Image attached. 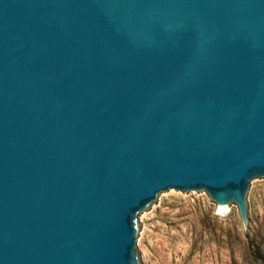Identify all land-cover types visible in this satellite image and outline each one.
Returning a JSON list of instances; mask_svg holds the SVG:
<instances>
[{
    "label": "water",
    "instance_id": "1",
    "mask_svg": "<svg viewBox=\"0 0 264 264\" xmlns=\"http://www.w3.org/2000/svg\"><path fill=\"white\" fill-rule=\"evenodd\" d=\"M264 182V0H0V264H142L164 197Z\"/></svg>",
    "mask_w": 264,
    "mask_h": 264
},
{
    "label": "rangeland",
    "instance_id": "2",
    "mask_svg": "<svg viewBox=\"0 0 264 264\" xmlns=\"http://www.w3.org/2000/svg\"><path fill=\"white\" fill-rule=\"evenodd\" d=\"M264 257V182L250 197V232L238 208L218 211L207 194L164 196L142 219V264H254Z\"/></svg>",
    "mask_w": 264,
    "mask_h": 264
},
{
    "label": "trees",
    "instance_id": "3",
    "mask_svg": "<svg viewBox=\"0 0 264 264\" xmlns=\"http://www.w3.org/2000/svg\"><path fill=\"white\" fill-rule=\"evenodd\" d=\"M251 262L254 264H264V257L259 251H255L251 254Z\"/></svg>",
    "mask_w": 264,
    "mask_h": 264
},
{
    "label": "bare ground",
    "instance_id": "4",
    "mask_svg": "<svg viewBox=\"0 0 264 264\" xmlns=\"http://www.w3.org/2000/svg\"><path fill=\"white\" fill-rule=\"evenodd\" d=\"M218 208V211L219 212H221V213H224V212H226V210H223L220 206L219 207H217Z\"/></svg>",
    "mask_w": 264,
    "mask_h": 264
}]
</instances>
